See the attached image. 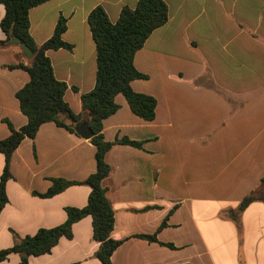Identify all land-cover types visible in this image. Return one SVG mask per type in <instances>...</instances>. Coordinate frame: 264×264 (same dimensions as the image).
Returning <instances> with one entry per match:
<instances>
[{"label": "crops", "instance_id": "0c3cea01", "mask_svg": "<svg viewBox=\"0 0 264 264\" xmlns=\"http://www.w3.org/2000/svg\"><path fill=\"white\" fill-rule=\"evenodd\" d=\"M138 1L52 0L30 10V34L38 45L52 37L60 17L67 20L64 41L73 50L48 56L56 79L69 86L64 99L75 114L83 113L81 96L97 78L89 14L102 7L115 24L124 7L135 9ZM163 1L167 24L134 58L147 78L132 82L136 93L156 99V118H139L118 95L120 109L104 121L106 141L141 143L116 145L106 156L111 174L103 185L115 214L112 237L124 241L112 262L264 264V201L237 214L246 197L264 194V0ZM4 15L0 5V23ZM19 62L29 63L20 48H0V141L10 135L5 120L16 129L28 123L16 93L29 75L3 68ZM95 152L89 139L55 123L22 142L10 162L0 251L17 238L64 224L66 208L87 206L91 189L85 185L52 198L35 193H47L53 179L87 180L96 172ZM5 164L0 154V181ZM72 232V239L61 238L50 254L31 257L28 264H101L92 219L77 222ZM155 234L159 243L140 238ZM20 261L12 254L0 264Z\"/></svg>", "mask_w": 264, "mask_h": 264}, {"label": "trees", "instance_id": "16d2710c", "mask_svg": "<svg viewBox=\"0 0 264 264\" xmlns=\"http://www.w3.org/2000/svg\"><path fill=\"white\" fill-rule=\"evenodd\" d=\"M49 1L52 0H0V5L5 9V15L0 23L5 40L0 42V48L14 39H20L33 53L27 65L19 62L3 67L10 71H25L29 75V82L16 93L20 110L28 118V123L16 129L5 120L10 135L0 141V154L6 159L0 181V213L8 203L6 185L12 178L10 173L12 157L22 142L25 139L34 140L40 128L46 123H55L59 128L78 137L89 139L96 148V172L84 182L53 179L47 193L43 195L35 193L41 198H52L74 185H85L91 189L85 208H66L67 220L64 224L51 229H40L33 236L17 238L13 247L0 251V262L8 260L12 254H17L21 259L20 264H28L31 257L50 254L61 238L72 239L74 224L90 217L93 239L99 244L95 258L101 264H113L112 256L124 241L112 237L115 214L107 197V189L103 185L111 174L106 156L116 145L140 147L141 143L126 138L114 142L106 141L103 134L104 121L120 109L116 103L118 95L125 97L136 116L147 122L155 120L156 99L136 93L132 89L133 81L147 78L136 69L134 58L150 35L167 24L169 9L163 0H139L135 9L124 7L115 24L110 21L102 7H96L89 14L88 23L97 51V78L94 89L81 96L83 113L77 115L64 99L69 86L56 79L48 56L50 51L73 50V46L64 41L67 20L60 17L52 37L42 45H38L30 34V10ZM21 52L24 55L22 50ZM256 200L264 201L263 192L246 197L240 204L237 214L243 212ZM166 225L165 221L159 231ZM140 238L150 243H159L156 234L140 236ZM162 245L175 248L171 244Z\"/></svg>", "mask_w": 264, "mask_h": 264}, {"label": "water", "instance_id": "95a60500", "mask_svg": "<svg viewBox=\"0 0 264 264\" xmlns=\"http://www.w3.org/2000/svg\"><path fill=\"white\" fill-rule=\"evenodd\" d=\"M10 45H14V46H17V47H20L21 50L23 51L24 53V56L27 60H30L32 59L33 57V53L28 49V47L26 46L25 42L20 40V39H14L12 40L10 43ZM91 135V134H90Z\"/></svg>", "mask_w": 264, "mask_h": 264}]
</instances>
